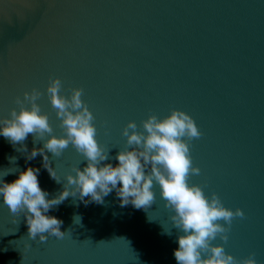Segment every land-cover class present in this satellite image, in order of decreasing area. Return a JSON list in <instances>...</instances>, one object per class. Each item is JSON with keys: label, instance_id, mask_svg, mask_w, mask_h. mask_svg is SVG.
Wrapping results in <instances>:
<instances>
[{"label": "water", "instance_id": "95a60500", "mask_svg": "<svg viewBox=\"0 0 264 264\" xmlns=\"http://www.w3.org/2000/svg\"><path fill=\"white\" fill-rule=\"evenodd\" d=\"M51 76L65 95L82 89L112 163L129 119L140 128L149 113L188 112L201 131L189 141L200 172L188 182L244 212L227 241L213 243L264 264V0H0V117L36 87L53 132L63 134L46 93ZM25 143L42 146L32 134ZM48 155L60 182L39 155L26 161L0 136V170L40 167V186L55 195L64 172L84 161L71 143L59 157ZM152 187L155 200L142 208L122 206L115 190L103 203L69 196L50 209L68 232L45 241L29 237L23 214L0 200V264H177L171 209L159 184Z\"/></svg>", "mask_w": 264, "mask_h": 264}, {"label": "clouds", "instance_id": "9594fccd", "mask_svg": "<svg viewBox=\"0 0 264 264\" xmlns=\"http://www.w3.org/2000/svg\"><path fill=\"white\" fill-rule=\"evenodd\" d=\"M61 88L60 78L51 76L46 93L59 117L61 135L53 132L48 114L37 103L41 91L36 87L24 91L23 98L14 97L18 107L0 117V136L21 152L26 161L39 155L42 167L57 182L61 178L50 163L49 152L59 157L71 143L84 161L82 167L72 164L71 171L64 172L63 186L55 195L40 186V167L26 163L23 168L0 170V200L11 214H23L29 237L45 241L48 235L63 237L68 232L61 230L63 220L51 214L50 209L69 196L85 205L103 203L104 197L115 190L122 206L142 208L155 200L152 187L155 181L165 207L171 209L169 218L177 230V247L173 249L177 264H259L251 253L237 259L223 244L213 243L218 236L227 241L232 219L243 217L244 212L240 207L225 206L217 194L207 195L200 185L188 182L189 173L200 172L192 162L189 141L201 135L188 112L172 108L161 116L149 113L140 128L129 119L121 128L125 146L119 148L112 163L109 149L96 139L94 116L81 98L82 89L74 86L65 95ZM29 134L34 144L42 141V146L29 149L25 143ZM8 159L14 163L17 157ZM10 173H15L13 178L5 179ZM73 221L79 224L81 217L75 215Z\"/></svg>", "mask_w": 264, "mask_h": 264}]
</instances>
